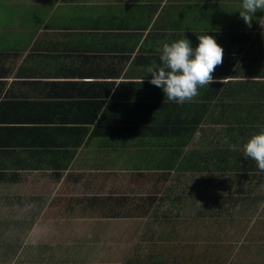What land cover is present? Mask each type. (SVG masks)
I'll list each match as a JSON object with an SVG mask.
<instances>
[{
	"label": "crops",
	"instance_id": "obj_1",
	"mask_svg": "<svg viewBox=\"0 0 264 264\" xmlns=\"http://www.w3.org/2000/svg\"><path fill=\"white\" fill-rule=\"evenodd\" d=\"M10 1L0 2V185L25 184L33 174L53 197L65 183L90 181V173L156 169L159 158L164 168L196 154L186 153L189 143L213 132L237 134L234 150L246 160L243 144L264 130V12L249 27L242 0H82L84 11L60 14L54 0ZM201 35L223 48L215 82L191 102L169 101L148 70L161 64L164 43L187 39L195 49ZM186 122H198L189 139ZM88 247L95 253L97 245ZM102 258L124 264L111 248Z\"/></svg>",
	"mask_w": 264,
	"mask_h": 264
},
{
	"label": "rangeland",
	"instance_id": "obj_2",
	"mask_svg": "<svg viewBox=\"0 0 264 264\" xmlns=\"http://www.w3.org/2000/svg\"><path fill=\"white\" fill-rule=\"evenodd\" d=\"M48 2L52 0H41V5ZM72 3L75 10L83 8L82 0H54L53 11L63 13ZM216 14L226 26L224 12ZM210 137L187 142L186 153H202L212 145L219 147L216 141L225 142L214 138V132ZM159 159L156 169L139 164L106 176L90 173V181L73 187L65 183L53 197L33 174L25 184L0 185L2 198L9 202L4 205L0 199V264H103L106 248L124 264H171V251L179 252L184 264H264V186L241 194L234 205L225 204L220 214L203 215L212 197L225 193L235 198L246 185L243 178L212 171L208 182L206 173L177 172L179 158L169 168H161L164 160ZM172 184L175 192L168 189ZM172 199L181 204L172 207ZM90 244L97 245L95 253L88 250ZM135 245L136 251L131 250Z\"/></svg>",
	"mask_w": 264,
	"mask_h": 264
},
{
	"label": "clouds",
	"instance_id": "obj_3",
	"mask_svg": "<svg viewBox=\"0 0 264 264\" xmlns=\"http://www.w3.org/2000/svg\"><path fill=\"white\" fill-rule=\"evenodd\" d=\"M241 7L240 17L250 27L253 14L258 10L264 12V0H242ZM197 38L199 43L195 49L187 39L164 43L159 57L161 64L154 63L148 70L151 76L149 83L160 88L169 101L178 104L191 102L199 95V88L215 82L213 73L223 62V48L210 35ZM142 82L143 79L140 84ZM230 147L235 149L234 145ZM243 152L264 172V130L253 133L247 139Z\"/></svg>",
	"mask_w": 264,
	"mask_h": 264
},
{
	"label": "trees",
	"instance_id": "obj_4",
	"mask_svg": "<svg viewBox=\"0 0 264 264\" xmlns=\"http://www.w3.org/2000/svg\"><path fill=\"white\" fill-rule=\"evenodd\" d=\"M71 8H73V6L70 7L69 12L73 13L74 9H71ZM74 8L76 7L74 6ZM79 10H83V8H80ZM218 92H219L218 89L214 87V97L218 95ZM197 124L198 122L191 123V124L186 122V124L184 125V129L187 132L183 134L187 136V139H189L192 135V132L196 130ZM179 126L180 125L178 124L176 127H174V129L178 131ZM230 129L235 130L237 128L233 125V127H231ZM173 133L175 134L176 132H173ZM178 134L179 133L177 132L176 135ZM227 136H228L227 143L223 142V145H222L220 141H216L215 143L216 144L219 143V147H214V145H212L211 148H208L202 153L195 152L196 154L187 155L186 158L184 157L181 158L180 163L177 166L178 168L176 171L177 172L181 171V173L182 172H193V174L194 173H206L208 176L206 177L207 179L205 181H208V182L211 181V179L213 178V175L209 173L212 171H214L215 175L216 174L222 175L223 177L226 174L229 175L230 177L231 176L235 177L234 175H238L243 178L244 182H246V185L243 188V190L240 191V193L237 194L235 198H232L225 193L212 197V199H210L205 204L207 205V207L205 206L203 208V211L201 212L203 215H207L208 213H210V216L212 217L213 216L211 215L212 212H214V214H220L222 210L225 208V204L234 205L235 203L238 202V199L239 197H241V194L250 195L255 187L259 185L264 186V172L258 169L256 162L250 157H247V159L245 160L241 149L240 151L229 149V146L237 141L236 139L237 134L236 135L227 134ZM178 142L179 141H172V143L175 145H178ZM181 142L183 143L185 141H181ZM174 161L175 160L173 161L171 160L168 166L165 165L166 168H169L171 167V165L175 164ZM184 163L188 164L187 171L183 169V166L186 165ZM227 172H229V174ZM0 175H4V173L0 172ZM177 179L178 181L181 180L179 176L177 177ZM168 189L173 192L177 190V188L173 184L170 185ZM146 198L150 202H152L153 199H155V197H151V198L146 197ZM179 201L181 200L172 199L171 202L170 201L168 202V204H170L173 207V206H176L177 204H181V202ZM170 215L172 214L171 213L167 214V216H170ZM168 257H169V254H168ZM181 257L182 256L180 255L179 252L171 251L169 259L167 257L165 258L168 259V263L181 264L180 262L183 263V261L181 260ZM165 263H167V261Z\"/></svg>",
	"mask_w": 264,
	"mask_h": 264
}]
</instances>
